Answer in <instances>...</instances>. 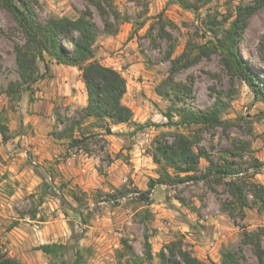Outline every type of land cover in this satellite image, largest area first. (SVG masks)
Wrapping results in <instances>:
<instances>
[{"label":"rangeland","instance_id":"obj_1","mask_svg":"<svg viewBox=\"0 0 264 264\" xmlns=\"http://www.w3.org/2000/svg\"><path fill=\"white\" fill-rule=\"evenodd\" d=\"M96 1L27 0L33 15L42 23L50 17L76 18L89 9L92 20L102 29ZM112 1L127 21L118 25L114 35L100 32L94 43L95 58L122 74L126 92L136 82L145 85L139 97L149 106V114L158 116L147 117L141 125L132 124L137 131L135 139L131 138L133 133L125 138L116 128L111 129L117 140L112 145L104 137L105 121L82 120V108L56 104L55 122L48 134L64 139L61 143L64 151L52 160L32 163L34 157L27 150L24 160L32 163L31 168L41 181L34 191L18 198L14 205L16 219L11 226L19 225L18 219L25 214L40 221H53L51 231L57 233L47 241L66 245V264H74L76 251L80 254L78 264H159V252L176 239L193 256H200V260L219 262L223 249L238 248L244 230L251 232L264 226V208L261 212L258 205L246 208L243 219L231 218L222 205L229 200L224 185L229 178L217 183L204 177L208 162L203 158L199 171L179 173L177 177V173L166 168L171 176L167 177L163 166L153 162V155L157 144L171 142L174 135L181 133L215 162L229 164L233 170L247 169L251 180L264 185V103L255 99L248 86L226 69L220 52L211 51L209 42L214 38L211 30L218 37L223 36L235 17L236 7L253 0H211L198 10L186 9L174 0ZM21 41L11 14L0 2L1 91L10 82L19 80L13 46ZM188 42L192 57L200 52L199 46L209 51L170 75V60ZM237 51L264 86V6L248 18ZM39 67L44 73L41 62ZM44 74L39 82L50 81V73ZM35 90L36 83L22 91L21 99L24 96L31 101ZM176 90L180 91V98L176 97ZM20 100L0 94L3 117L0 121L4 118L5 123L9 121L8 115L18 110ZM213 105L220 108L219 124L208 127L179 123L178 111L183 106L204 111ZM75 120L81 123L75 124ZM79 132L86 139L72 145L69 134L79 137ZM136 139L142 148L134 153L131 143ZM85 154L94 159L88 165L83 160ZM162 174L167 183L153 189L149 202L140 200L138 195L147 190L149 179ZM13 188L8 183L6 193ZM41 205L48 214L38 209ZM146 236L153 254L150 260L146 257ZM212 239L215 247L210 244ZM45 241L30 240L29 247L24 249L17 246L22 260L8 253L6 241H0V246L9 257L24 264H49L50 257L35 249ZM208 244L207 252L200 254ZM261 248L264 257V236ZM243 250L249 263L258 264L249 246ZM56 262L59 264L58 259Z\"/></svg>","mask_w":264,"mask_h":264},{"label":"trees","instance_id":"obj_2","mask_svg":"<svg viewBox=\"0 0 264 264\" xmlns=\"http://www.w3.org/2000/svg\"><path fill=\"white\" fill-rule=\"evenodd\" d=\"M186 9L198 10L206 6L211 0H174ZM1 5L11 14L22 41L14 43L15 64L19 80L10 82L1 93H5L10 99H21L23 90L30 89L35 83L45 76L50 70L49 64L55 61L76 67L80 72L81 81L86 91V105L81 110V119L93 118L105 121V132L111 134V127L126 124L132 121L131 109L123 104L122 97L126 93V80L122 74L110 67L101 64L95 58L94 43L100 32L114 35L118 32V25L127 18L121 15L112 0H97L103 28L100 29L92 20L89 9H85L76 18L50 17L44 23L38 21L33 15L27 0H0ZM264 6V0H253L252 3L238 5L235 17L231 20L225 34L218 37L213 31L214 38L209 40L211 51H219L226 69L239 77L251 90L255 99L264 103V86L259 78L247 66L237 51V42L244 31L248 18L256 9ZM211 29V28H210ZM190 42L183 51L170 60V75L177 70L186 68L194 63L199 55L209 51L204 46H199L200 52L192 57ZM44 66V73L40 72L39 63ZM176 97L180 98V91L176 90ZM220 108L213 105L207 110H198L183 106L178 111L179 123L185 125L214 126L220 123ZM3 117L0 116V119ZM5 119L0 121V135L3 141L9 138L8 127ZM81 120H75V124ZM62 137V134L59 135ZM72 145L84 142L86 136L79 132V137L69 134ZM153 162L162 165L164 174L171 177L166 168L172 169L178 177L179 173H195L199 171L200 159H205L208 165L204 177H208L221 183L223 179L229 200L224 202L223 209L229 217H244V210L258 205V211L264 208V185L257 183L248 175L249 170H233L229 164H219L211 159L202 149L195 147L192 141L184 134L177 133L171 142L159 143L155 146ZM257 167V166H254ZM256 169V168H255ZM257 173V170H252ZM167 180L162 174L157 178H150L148 188L139 193L142 201L149 202L150 195L157 185L166 184ZM251 197V198H250ZM72 207V206H71ZM74 209V208H73ZM75 211H77L75 209ZM264 236V226L256 231H245L237 249H223L219 262H205L193 256L191 252L183 248L179 239L166 244L159 252V264H251L244 254V246H249L255 253L258 264H264L261 237ZM146 257L152 258L151 246L148 237L145 239ZM126 245L125 240H123ZM130 248V247H128ZM35 249L42 251L50 257L49 264H66V245L62 243H47L37 246ZM80 254L76 251L74 264H78ZM0 264H24L16 258L9 257L0 246Z\"/></svg>","mask_w":264,"mask_h":264},{"label":"crops","instance_id":"obj_3","mask_svg":"<svg viewBox=\"0 0 264 264\" xmlns=\"http://www.w3.org/2000/svg\"><path fill=\"white\" fill-rule=\"evenodd\" d=\"M105 65L109 66L110 64L105 63ZM49 67L50 81H38L32 100L28 101L23 96L18 110L8 115L9 121L6 124L9 138L3 141L0 135V241H6L10 248L8 253H13L20 260L23 259V256L16 251L17 246L24 249L29 247L30 240L37 239L46 240L41 243L47 244L50 242L47 239L57 233V231H51L53 221H40L34 217H29L28 214L18 219L21 222L19 225L11 226L12 220L16 219L14 205H16L18 198L24 193L34 191L41 181V177L32 170L30 164L52 160L64 151V145H61L64 139H56L48 134L55 122L53 108L56 104L67 105L70 108H83L86 105V91L79 78L77 68L55 61H52ZM134 84L135 86L131 87L122 97L123 104L128 106L133 113L132 121L112 126L111 129L116 128L120 131V136L125 138L133 133L131 138L135 139L137 131L134 130L132 124L141 125L147 117L151 116V119L152 117L156 119L158 115H150L149 106L142 103L139 97L145 85H140L137 82ZM104 137L111 141L112 145L117 141L116 136L112 133L106 134ZM131 147L136 153L139 148H142L140 140L133 141ZM27 150H30L34 157L32 163H27L24 160ZM83 160L88 165L94 159L93 156L85 154ZM49 178L52 179L50 174ZM8 183H12L14 188L6 193ZM42 207L43 205L39 206L38 209L42 213L48 214V211L42 210ZM39 215L37 213V217ZM219 233L222 232L219 231ZM224 236L225 234L221 238ZM210 241V244H214L215 247L216 243H213V239ZM208 247L209 244L203 247V252L200 254L206 253ZM197 257L201 259L200 256L197 255Z\"/></svg>","mask_w":264,"mask_h":264}]
</instances>
